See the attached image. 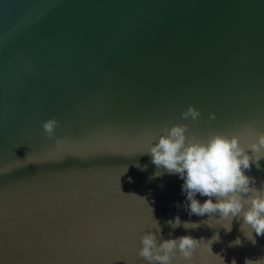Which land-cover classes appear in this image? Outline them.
Segmentation results:
<instances>
[{
  "label": "water",
  "instance_id": "95a60500",
  "mask_svg": "<svg viewBox=\"0 0 264 264\" xmlns=\"http://www.w3.org/2000/svg\"><path fill=\"white\" fill-rule=\"evenodd\" d=\"M173 123L264 130V0H0V264H148L153 219L158 242L197 240L172 264H264V236L190 215L184 180L152 163ZM260 165L245 170L258 190Z\"/></svg>",
  "mask_w": 264,
  "mask_h": 264
},
{
  "label": "clouds",
  "instance_id": "9594fccd",
  "mask_svg": "<svg viewBox=\"0 0 264 264\" xmlns=\"http://www.w3.org/2000/svg\"><path fill=\"white\" fill-rule=\"evenodd\" d=\"M201 115L198 108L189 104L181 111L180 118L195 124ZM215 119L216 114L209 113L208 122ZM57 127L59 121L55 117L42 122V131L49 138L55 136ZM242 134H247V144L241 143ZM56 143H61L60 137H56ZM146 153L150 154L152 163L158 169L178 174L184 180L182 191L186 193L189 202L186 207L190 215L209 214L212 217L219 212L216 221L227 220V226L224 223L218 224H222L228 231L231 230L233 218H242L241 230L244 225L250 228L251 234L245 235L253 244L256 243L253 232L256 236H264V187L259 190L250 187L255 180L245 175V170L250 171L253 164L257 169L261 167L260 160L264 158V130L255 129L252 124L246 123L230 133L209 127L206 134H201L193 130L189 123H173L162 127L158 139ZM197 193L208 199L201 203L196 199ZM153 221L149 229L154 228L156 231L149 230L140 237L138 256L148 264H172V257L178 250L186 260H190L197 240L191 236H180L158 242L161 227L158 221ZM167 223L175 228L182 222L177 216ZM183 226L197 228L199 224L183 222ZM212 239H219L218 234ZM234 243L239 244V238Z\"/></svg>",
  "mask_w": 264,
  "mask_h": 264
}]
</instances>
